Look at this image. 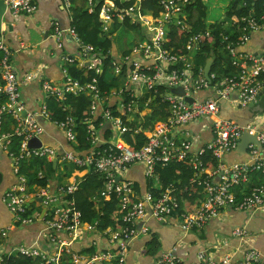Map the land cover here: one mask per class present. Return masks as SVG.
Listing matches in <instances>:
<instances>
[{"label": "built area", "instance_id": "obj_1", "mask_svg": "<svg viewBox=\"0 0 264 264\" xmlns=\"http://www.w3.org/2000/svg\"><path fill=\"white\" fill-rule=\"evenodd\" d=\"M96 1H102L100 8L102 28L115 20L123 22L125 17H129L131 23H137L145 31L143 46H134L128 55L114 56L110 64L111 76L121 79V86L113 96L101 93L97 88L96 79L90 84L80 85L68 75L64 67L62 87L34 73L25 74L22 79L18 78L10 65L12 52L3 42L2 30L0 33V51L3 54L0 62V81L3 82V85H0V96L5 99L4 102H0V122L4 114L10 115L17 123L15 135L23 136L18 153L9 154L17 176V185L5 193L3 202L17 223L29 225L41 222V235L49 240L50 243L47 245L55 249L51 256L39 242H34L29 246L21 245L15 251L25 257H38L42 264H61L62 254L70 252L66 249L69 243L76 240L82 230H87L102 235L106 240V246L104 250L94 254H73L72 264H125L128 247L139 235L147 233L144 224L149 218L164 224L170 219H175L176 226L184 236L202 231L226 208L247 213L264 212L263 116L256 115L245 127L221 116V109L225 104H233L237 108L256 106L258 95L264 90V56L243 54L238 51V47L247 42L249 34L262 27L264 10L256 17L253 10L249 9L247 15L240 18L243 23L242 32L235 46L228 43L225 48L236 73L219 80L214 73H209L207 81L202 68L194 74V68L188 60L186 61L189 54L197 49L195 45L200 42L201 34L190 38L186 45L188 52L186 55L174 54V48L167 45L169 27L175 25L181 29L186 28L179 17H184L186 5H190L194 0H161L158 3L161 11L157 15L152 11L149 15H144L145 10L140 7L139 0H119L122 5L132 1L129 7L122 9L114 5V0H86L89 13L94 11ZM201 1L204 4V0ZM3 3L4 15L9 17L30 14L35 10L33 0H3ZM64 5L71 11L70 0H64ZM239 7L243 8L245 4L240 3ZM208 34L206 31L204 37ZM51 36L58 50H62V41L65 39L72 40L79 49L77 58L69 59L67 56L61 58L64 65L78 60L81 62L80 68L86 67L98 74L103 72L102 57L95 55L91 45H83L71 26L61 30L54 24ZM227 40L224 38L226 44ZM178 65L182 68L176 69ZM32 80L41 81L44 102L40 116L63 132L67 151L59 153L58 149L44 145L42 141L38 149L27 147L29 139L37 137L41 140L43 134V130L35 121V114L26 112L21 100V88ZM212 81L215 82L212 84ZM159 88L163 91L159 92ZM176 88H181L184 96L171 93ZM150 92L161 94L162 99L168 102L169 115L165 121L156 123L150 132L145 133L146 140L140 149L133 150L123 140V134L130 131V127L127 128L118 117H114L110 105L118 99H127V112H130L135 121V117L141 114V100ZM198 92H209V96L197 99ZM65 93L75 96L83 94L91 98L88 116L81 119V123L85 125L86 141L91 147L89 151L82 152L79 148L74 118L67 115L62 122L50 121L48 118L45 101L51 97L60 100ZM234 94L237 95L235 100ZM186 97L193 99L191 104L185 101ZM101 100L105 101L102 106L99 104ZM152 100L147 96V102L143 106L147 108ZM94 117L101 119L96 126L93 125ZM203 122L208 124L212 139L204 144L205 147L194 153L192 145L195 138L185 129L190 124ZM107 123L110 124L108 129L110 135L105 139L101 132ZM243 132L255 135L259 147L250 143L245 153L247 156L245 162L226 165L224 162L226 154L236 149ZM2 136L6 138L8 148L11 135ZM102 144L106 145V148L98 150ZM205 151L209 152L213 166L206 167L201 159ZM30 158H39L46 163L54 160L56 166L91 170L102 177L101 194L105 199L111 194L115 195L118 214L115 223H120V227L118 229L110 227L104 232H97L94 226L80 223L79 213L74 210V203L64 201L65 195L77 189L78 181L54 189L40 187L39 194L33 197L30 187L26 184L27 179L18 174L20 163ZM183 160H187L193 169L190 183L202 186L203 189L200 205L192 214L178 211L179 203L175 196V188L172 185L161 188L155 172L156 168ZM135 164L144 168L147 181L144 194L135 189L134 183L123 178L128 169ZM46 174L47 169L43 167L39 178L45 177ZM37 199H41V202ZM41 203L47 207L42 220H39L40 212H36L35 208L31 215H27L32 204L39 206ZM57 233H64L69 242L60 239ZM232 236L244 245L240 261L233 263V254L229 252L214 260L208 253L200 250L196 254L195 262L191 264H264L260 261V253L246 246L247 232L243 228L235 229ZM0 237L2 239L6 237L2 230ZM182 242V238L179 239L153 264H186L174 255Z\"/></svg>", "mask_w": 264, "mask_h": 264}, {"label": "crops", "instance_id": "obj_2", "mask_svg": "<svg viewBox=\"0 0 264 264\" xmlns=\"http://www.w3.org/2000/svg\"><path fill=\"white\" fill-rule=\"evenodd\" d=\"M35 10L30 14H22L19 16L3 15L1 30L2 39L7 48L12 52L10 58V65L14 74L20 79L25 74L34 73L38 74L40 78L47 80L57 86L62 87L64 85V72L61 61L63 56H69L74 54L77 46L70 40L65 39L62 41L63 48L58 50L56 48L55 41L52 38L53 25L57 26L61 30H65L70 27L72 11H68L64 5V0H33ZM82 4V0H73V7H78ZM205 5V3H204ZM87 10V8H86ZM221 21L225 20V26H231V20L225 19L224 15ZM150 11H144V15H149ZM206 22L207 26L215 24L220 21ZM206 20V19H205ZM122 23L120 20H115L111 24H106L102 28L104 36L110 35L114 48L112 53L120 55L121 51L118 49L117 44L113 37H117L115 31V24ZM10 26V28H8ZM140 35L144 41L139 43L129 42V51L134 47L145 43L144 29ZM238 51L243 54H249L254 56H264V22L262 27L249 34L247 42L238 47ZM192 53L186 58L188 63L193 67ZM77 62L78 68H80L81 62ZM204 65L201 67L203 69ZM194 68V67H193ZM105 82L110 84L108 96H113L117 93L121 86V79L113 78L106 75ZM209 96V92H198L196 94L197 99H204ZM111 99V98H109ZM233 99H237V95H233ZM21 100L25 106V111L35 114V121L43 130L41 141L44 145L51 146L58 149L59 153L67 151V143L63 132L57 129L47 119L40 116V109L44 102V95L41 90V81L32 80L27 85L21 88ZM1 102V100H0ZM261 103L264 104V95L261 98ZM99 104L102 106L105 104L104 100H101ZM244 108H237L233 104H225L221 109V116L225 119H230L234 113H239ZM147 110L140 111V116H144ZM244 112L241 115L236 116L237 120L241 119ZM185 131L195 138L192 145V151L197 153L198 150L206 142L212 139L210 129L207 123H193L186 127ZM3 134L0 133V175L2 182L0 184V230L6 233V237L1 240L0 254H8L12 250L18 248L21 245L29 246L34 242L41 244L44 241L41 235V225L32 223L29 225H21L17 223L5 206L3 197L5 193L11 188L17 185V176L14 173L13 165L9 157L7 141ZM247 160L246 154H242L238 148L226 154L224 162L226 165H233L242 163ZM52 163V169L54 170L51 180L52 188L57 186H67L69 184L78 181L75 177V172L68 179L66 178L65 171L70 166L62 168ZM125 180H129L134 183L135 187L140 194H144L147 188V181L144 176V168L139 164L131 166L125 173ZM28 180L26 184L28 185ZM32 195L35 197L41 191L40 187H33ZM101 200H105L101 192L98 196ZM95 202V208L98 209V200L93 199ZM35 210L41 212V205L32 204ZM176 220L170 219L167 223L159 222L153 218H149L144 226L147 228V233H142L136 238L128 248L125 264H153L162 253L169 250L179 239L182 238L183 242L180 244L179 249L174 254L176 258L180 259L186 264L195 262L196 254L198 251L203 250L209 254L214 260H218L224 253L229 252L233 254V263L241 260L244 251V245L232 236L235 229L243 228L247 232L246 246L252 247L254 250L260 253V261L264 263V212H241L232 208L223 209L219 216L210 221L201 232L190 233L184 235L180 229L176 226ZM58 237L62 240L68 241V238L64 233H57ZM151 237H156L159 241V251L156 257H150L143 254L147 249V243ZM42 247V245H40ZM106 246L105 238L96 232H88L82 230L81 234L76 240L69 243L66 247L70 252L75 255H85L80 253L82 250L95 248V251L104 250ZM43 248V247H42ZM45 250L53 256L55 249L49 245Z\"/></svg>", "mask_w": 264, "mask_h": 264}, {"label": "trees", "instance_id": "obj_3", "mask_svg": "<svg viewBox=\"0 0 264 264\" xmlns=\"http://www.w3.org/2000/svg\"><path fill=\"white\" fill-rule=\"evenodd\" d=\"M140 7L145 11H152L154 15H157L160 11L161 0H139ZM72 6L71 22L70 26L74 29L75 33L79 37L83 45H91L95 50V55L102 57V70L103 72L98 74L93 70H89L86 67L78 68L77 62L65 64L63 67L66 69L68 75L76 80L80 85L90 84L93 79L97 81V88L103 94H108L111 88L110 84L105 82L106 75L111 76L110 64L113 61L114 54L112 50L114 43L110 35L104 36L102 33V24L100 21V8L102 1L95 2V8L92 13H89L84 4L86 0H82V4L78 7H73V0H70ZM245 4V7L240 8L239 4ZM132 4V1L125 4H120L119 0H114V5L117 8H127ZM249 9H252L255 16L259 17L262 10H264L263 0H233L230 3L224 17L230 19L232 25L225 26V20L219 21L215 24L207 26L206 19V7L201 0H194L190 5H186L184 17H179L180 21L186 27L181 29L179 26L171 25L169 27L167 35V45L174 48V54L186 55V45L190 38L196 34H201L200 42L195 45L197 48L192 52L194 74L201 68L206 60L210 57L213 59L210 73L216 75V79H221L236 73V70L231 65V59L227 55L225 50L226 46L232 44L235 46L237 38L241 35V28L243 23L240 21L241 17L247 15ZM115 31L117 37L122 34L134 33L141 34L142 30L137 23H131L129 17H125L122 23L115 24ZM206 31L209 32L207 37H204ZM227 38V44L224 41ZM117 47L121 51L122 55H128L129 42L124 43V39L121 41L116 40ZM120 43V47L118 45ZM78 48L74 54H69L67 58H77ZM3 54L0 51V62ZM182 68L178 65L176 69ZM172 69V67H171ZM215 81H212V84ZM0 85L3 82L0 81ZM163 91L159 88V92ZM147 96L151 98L150 104L147 108L143 105L147 102ZM145 98L141 100L140 111L146 109L147 112L144 116L137 115L135 121L133 120L130 112H127V99L113 102L110 105V109L113 110L114 117H118L121 122L127 127H130V131L123 134L124 142L133 150H138L146 140L145 133L150 132L154 125L158 122L165 121L169 115V104L165 102L161 94H155L150 92ZM2 102L5 101L4 97L0 96ZM91 102V98L84 96L83 94L75 96L70 93H65L62 99L56 100L53 97L45 101V108L50 121L62 122L65 121L67 115H70L76 120V132L78 138L79 148L82 152L89 151L91 147L86 141V133L84 130V124L81 123V119L88 116V106ZM263 104V103H262ZM264 108V104L261 106ZM100 117H94L93 125L100 123ZM108 124V123H107ZM105 124V126L107 125ZM103 127L101 134L103 138L107 139L110 135L109 128ZM17 123L8 114L2 116L0 122V133L5 135H11L10 142L8 144V153L16 155L23 141V136L15 135V128ZM205 147V145L201 146ZM106 145L102 144L98 150H103ZM206 150V149H205ZM97 149L94 150L96 152ZM205 166H213V162L210 160L209 152L205 151L201 157ZM43 167H46L47 174L45 177L39 178V173ZM52 163H46L39 158H30L20 163L18 168V174L25 177L28 180V186L33 187H52L54 181L51 180V176L54 173L52 169ZM75 172V177L78 179L77 189L64 196V201H72L74 203V210L79 213L80 223L85 226H94L97 232H104L108 228L112 227L118 229L120 223H115V218L118 215L116 210L117 200L114 194L108 196L105 200L98 198L100 192L103 189V179L98 174L91 170L68 168L65 171V177L70 178ZM156 174L159 177L161 188H166L172 185L175 188V196L179 203L178 211L192 214L194 210L200 205L203 189L202 186H196L190 183V179L193 177V169L188 165L187 160L181 162H172L163 168H156ZM2 178L0 175V184ZM149 185V183H148ZM137 189V187H135ZM32 193V190H30ZM98 200V209L95 208V202L93 199ZM34 211L33 205L27 215H31ZM41 225V222H36ZM22 225V224H21ZM201 232V231H200ZM0 239V245H1ZM45 243H41L43 249L47 248L49 240L44 239ZM129 248V247H128ZM46 251V250H45ZM159 251V241L156 237H151L147 243V249L143 254L150 257H156ZM82 254H94L95 248L82 250ZM73 253L64 252L62 254L61 264H72ZM0 264H42V261L38 257H25L18 252L12 250L9 254H0Z\"/></svg>", "mask_w": 264, "mask_h": 264}, {"label": "water", "instance_id": "obj_4", "mask_svg": "<svg viewBox=\"0 0 264 264\" xmlns=\"http://www.w3.org/2000/svg\"><path fill=\"white\" fill-rule=\"evenodd\" d=\"M4 11H5V5L3 3V0H0V33H1V23H2V19H3ZM8 28H10V26ZM212 63H213V59H212V57H210L206 60L204 67H203V76L207 81H209L208 76H209V73L211 71ZM171 93L179 95V96H184V91L181 88L173 89L171 91ZM263 95H264V90L262 92H260V94L258 95V104L256 106L255 105H249L246 108H244L241 112L234 113L232 115V117L230 119L229 118L228 119L236 122L237 124H239L240 126H243V127L247 126V124H249L250 121L256 115H262L263 119H264V108L261 107L263 105L261 103V98ZM185 101L191 104L193 99L191 97H186ZM242 112H244V115L242 114L243 117L241 119H244V120L243 121L237 120L235 117L241 115ZM105 127L106 128L110 127V124H107ZM250 143L259 147V143L256 141L255 135H250L247 132H243L242 135L240 136L239 140H238L237 148L242 154H245L247 151V146ZM41 144H42L41 140L37 137H33L27 141V147L29 149H38V148H40ZM53 164L55 165L56 162L54 161ZM117 180H119V178H117ZM37 201L41 202V199H37ZM41 208L42 209L40 212L39 220L43 219V216L46 213L47 207H46V205L41 203ZM0 261H1V258H0Z\"/></svg>", "mask_w": 264, "mask_h": 264}, {"label": "rangeland", "instance_id": "obj_5", "mask_svg": "<svg viewBox=\"0 0 264 264\" xmlns=\"http://www.w3.org/2000/svg\"><path fill=\"white\" fill-rule=\"evenodd\" d=\"M205 3V7H206V22H211V21H216L219 20L220 18L222 19L223 14L225 12V8L226 10L229 8L230 6V0H204ZM84 7L86 8V2L84 4ZM220 19V21H221ZM141 30H143V27H140ZM143 33V31H142ZM141 33V34H142ZM141 34H134V33H128L126 34H122V36H118V37H113L115 42L116 40L121 41L122 39H124V43H128V42H132V43H139L141 40L144 41L141 38ZM117 44V42H116ZM119 47H120V43H118ZM130 48V45L128 46ZM36 212H38L36 210ZM0 239H2L0 237Z\"/></svg>", "mask_w": 264, "mask_h": 264}]
</instances>
